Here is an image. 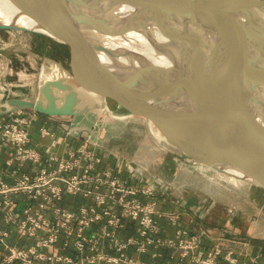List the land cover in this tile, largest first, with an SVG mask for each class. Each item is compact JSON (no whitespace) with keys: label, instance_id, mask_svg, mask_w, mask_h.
I'll list each match as a JSON object with an SVG mask.
<instances>
[{"label":"water","instance_id":"obj_1","mask_svg":"<svg viewBox=\"0 0 264 264\" xmlns=\"http://www.w3.org/2000/svg\"><path fill=\"white\" fill-rule=\"evenodd\" d=\"M39 29L0 23V29L33 32L71 47L80 66L67 70L43 60L35 98L0 101V116L31 110L79 117L120 108L151 121L168 145L221 177L264 190V0H12ZM126 12L122 25L110 11ZM151 23L182 48L190 70L144 65L122 75L106 64L111 54L95 34L123 35ZM134 22V23H133ZM59 73L51 75L52 66ZM90 142V141H89ZM239 181V182H240Z\"/></svg>","mask_w":264,"mask_h":264},{"label":"built area","instance_id":"obj_2","mask_svg":"<svg viewBox=\"0 0 264 264\" xmlns=\"http://www.w3.org/2000/svg\"><path fill=\"white\" fill-rule=\"evenodd\" d=\"M25 112L0 116V152L10 153L8 167L16 165L6 175L0 171V206H8L0 226L2 221L16 223L17 231L34 238L35 243L22 248L12 246L7 241L9 232L0 230V244L10 250L9 255L0 254L2 263L41 264L38 260H46L62 264H172L163 261V249L173 250L172 260L178 254L177 264L257 263L252 256L241 262V253L220 244L205 245L203 240L212 234L203 229L191 232L181 226L180 211L160 209L153 186L133 174L123 178L114 168L101 167L103 155L98 144L85 141L67 149L64 156L43 159L41 152L30 147L32 121ZM40 134L49 136L52 132L43 126ZM28 165L31 171L24 170ZM67 194L80 196L85 202L75 211L66 210L60 202ZM20 196L27 202L22 218L10 209ZM47 211L52 218L45 214ZM165 217L177 226L174 237L164 235L160 220ZM126 221L133 229L121 237ZM62 235L66 250L70 243L74 245L76 259L47 254ZM130 248L150 259L131 258Z\"/></svg>","mask_w":264,"mask_h":264},{"label":"crops","instance_id":"obj_3","mask_svg":"<svg viewBox=\"0 0 264 264\" xmlns=\"http://www.w3.org/2000/svg\"><path fill=\"white\" fill-rule=\"evenodd\" d=\"M25 111L27 115L31 116L32 121L29 127V136L31 137L30 147L41 152L43 159H48L52 155L64 156L67 149L77 148L85 141L91 142V136L87 135V127L88 125H92L93 122L83 118L87 114L80 115L79 117H61L46 116L35 111L30 113V110ZM43 126L50 128L52 135H41L40 128ZM99 147L103 155V162L100 166L114 168L121 177L127 178L129 175L127 172H132L133 170L130 168L127 170L126 162L120 166L118 161L115 162L114 152L111 153L100 145ZM9 156L10 153L6 151L0 152V171L5 175L10 170L16 168V165L8 167L7 160ZM24 170L31 171V165L26 166ZM247 185L249 188L246 191L240 190V192L219 187L218 191H222L220 195L225 193L227 196L230 194V197L233 198L231 201L225 199V197L211 196L207 194L206 190H202V196L200 194L192 196L179 191L175 195V198L170 195L169 191L171 187L174 190V186H165L161 191H157L158 207L160 209L180 211L182 213L181 226L186 227L191 232L201 229L209 231L212 237L203 240L204 244L208 247L220 244L225 249L231 248L236 253H241V262L252 256L257 258V263L254 264H261L264 258V194L259 187L251 184ZM183 187L186 188L187 186L183 185ZM211 188L214 189L211 191L217 190L215 186ZM173 194H175L174 191ZM63 199L60 205L66 210L71 211H75L85 202L84 198L77 195L67 194ZM16 200L18 201L15 206L10 209L14 214H18L22 218L27 202L23 196L18 197ZM245 205L250 209L248 210L244 207ZM7 208L8 206L5 203L0 206V218L2 220L5 218L4 215ZM45 214L52 218L50 211L45 212ZM160 222L164 227V235L174 237L177 226L173 225L167 217L162 218ZM16 226V223H8L6 221H2L1 223L0 230H7L9 232V236L7 237L8 243L19 248L33 245L35 239L17 231ZM131 229H133L132 225L126 221L124 229L120 232L121 237H125L131 233ZM223 236L224 239L222 238ZM63 243L64 235L52 248L47 249V254L49 256H71L76 259L78 254L74 250V245L70 243L69 249L66 250ZM106 251H109V249H106ZM163 251H165L163 261H169L172 264L179 263L180 258L178 254H176L175 259L172 260L170 258L173 253L172 249H163ZM0 254H2V257L9 255V248H5L0 244ZM128 255L141 261H148L150 259L149 255H139L133 248L129 249ZM38 262L41 264H62L61 262L46 260H38ZM0 264H4L1 259ZM13 264L23 263L15 261Z\"/></svg>","mask_w":264,"mask_h":264},{"label":"rangeland","instance_id":"obj_4","mask_svg":"<svg viewBox=\"0 0 264 264\" xmlns=\"http://www.w3.org/2000/svg\"><path fill=\"white\" fill-rule=\"evenodd\" d=\"M12 45L23 46L42 58H52L67 70L77 72L80 68L71 47L64 43L54 42L33 32L0 29V101L17 96L32 99L37 95L36 84L43 60L12 48ZM108 103L109 109L113 110L112 114L107 109H98L83 117L93 122L87 127V135L91 136V142L114 152L115 162L118 161L120 166L126 162L127 170H133L127 173L153 186L155 194L165 186H174V190L172 187L169 190L173 197L179 191L202 196V190H206L211 196L225 197L231 201L233 198L230 194L220 195L222 191H218L219 187L238 192L249 188L248 183L207 174L209 168L191 162L177 149L170 147L151 121L120 108L113 101ZM29 112L33 113L31 110ZM212 186L217 190L211 191L214 190ZM262 192L264 194V190ZM244 207L250 209L246 205ZM263 262L264 258L261 264Z\"/></svg>","mask_w":264,"mask_h":264},{"label":"bare ground","instance_id":"obj_5","mask_svg":"<svg viewBox=\"0 0 264 264\" xmlns=\"http://www.w3.org/2000/svg\"><path fill=\"white\" fill-rule=\"evenodd\" d=\"M125 13V11H110L108 14L114 18L111 20L112 23L120 26L127 18L122 16ZM259 17L264 22V11L259 13ZM0 23L39 29L31 18L21 15L12 0H0ZM95 37L111 51L110 55H102L104 62L122 75L144 65L174 68L176 71L184 73L190 70V62L187 61L182 48H179L175 41L160 34L149 22L142 21L140 27L132 28L123 35L96 33ZM59 71V66L54 64L49 72L51 75L53 73L57 75ZM228 171L231 174L228 178L240 181V176H242L240 173L230 169ZM221 175L227 177L223 173Z\"/></svg>","mask_w":264,"mask_h":264},{"label":"trees","instance_id":"obj_6","mask_svg":"<svg viewBox=\"0 0 264 264\" xmlns=\"http://www.w3.org/2000/svg\"><path fill=\"white\" fill-rule=\"evenodd\" d=\"M63 44V43H62Z\"/></svg>","mask_w":264,"mask_h":264}]
</instances>
